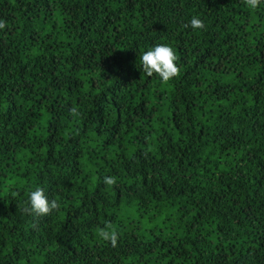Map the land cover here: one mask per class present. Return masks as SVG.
Returning a JSON list of instances; mask_svg holds the SVG:
<instances>
[{
    "label": "trees",
    "instance_id": "16d2710c",
    "mask_svg": "<svg viewBox=\"0 0 264 264\" xmlns=\"http://www.w3.org/2000/svg\"><path fill=\"white\" fill-rule=\"evenodd\" d=\"M0 20V264H264V0H0ZM157 44L167 83L140 62ZM37 186L59 211L22 213Z\"/></svg>",
    "mask_w": 264,
    "mask_h": 264
},
{
    "label": "clouds",
    "instance_id": "9594fccd",
    "mask_svg": "<svg viewBox=\"0 0 264 264\" xmlns=\"http://www.w3.org/2000/svg\"><path fill=\"white\" fill-rule=\"evenodd\" d=\"M244 3L251 9L257 8L261 0H244ZM192 29H204V21L197 16H192L189 21ZM185 25V27L189 26ZM6 27V22L0 20V29ZM178 56L176 51L168 44H157L145 51L141 57L140 62L143 72L151 77L156 74L161 82L167 83L173 78L179 76L180 68L177 65ZM70 114L79 116L78 109L73 107L70 109ZM116 177L105 176L104 184L114 186L116 184ZM61 204L57 199L49 200L45 195L43 188L37 186L34 190L29 191L27 200L21 208L23 214L29 216H47L53 211H59ZM98 237L106 242H110L112 247L117 246L118 232L111 223H106L104 227L98 231Z\"/></svg>",
    "mask_w": 264,
    "mask_h": 264
}]
</instances>
